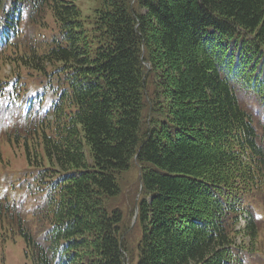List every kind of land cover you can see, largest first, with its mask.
<instances>
[{
    "label": "trees",
    "instance_id": "16d2710c",
    "mask_svg": "<svg viewBox=\"0 0 264 264\" xmlns=\"http://www.w3.org/2000/svg\"><path fill=\"white\" fill-rule=\"evenodd\" d=\"M101 2L0 0V143L40 187L0 199L4 241L28 264H231L264 241V0ZM25 80L58 102L19 116ZM133 168L137 242L114 205Z\"/></svg>",
    "mask_w": 264,
    "mask_h": 264
},
{
    "label": "rangeland",
    "instance_id": "374dc122",
    "mask_svg": "<svg viewBox=\"0 0 264 264\" xmlns=\"http://www.w3.org/2000/svg\"><path fill=\"white\" fill-rule=\"evenodd\" d=\"M101 0H78V5L81 9L83 17H92L95 10L101 7ZM11 67L5 68V74H12ZM38 82L33 80H25L23 87L29 86L35 87ZM244 100V103H249L248 98L240 95ZM255 100V97L252 98ZM256 114H262L260 121L264 125V110L257 104L254 105ZM0 143V152L4 153V158L9 160V168L2 171V165H0V199L7 198L10 201H16L18 199H26L30 196L28 183H37L34 180V174L28 171L26 163L24 161V153L21 150H12L5 142L4 138ZM2 172L7 173V181L5 182ZM139 169L133 168L127 175H123L120 181L122 184V195L116 199L114 205L124 212L127 216V224L131 226L134 231V240L140 238V230L138 226L133 227V198L138 186ZM26 181V182H25ZM34 186V185H33ZM9 188V189H8ZM28 207L30 205L28 204ZM4 231L0 225V264H28L24 254L25 243L20 235H14L9 231V239L4 241ZM242 242H247V237L241 239ZM136 245V244H135ZM246 264H264V254H258L257 256H245Z\"/></svg>",
    "mask_w": 264,
    "mask_h": 264
}]
</instances>
